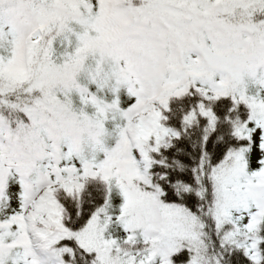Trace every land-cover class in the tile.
Instances as JSON below:
<instances>
[{"label":"snow or ice","instance_id":"snow-or-ice-1","mask_svg":"<svg viewBox=\"0 0 264 264\" xmlns=\"http://www.w3.org/2000/svg\"><path fill=\"white\" fill-rule=\"evenodd\" d=\"M0 264H264V0H0Z\"/></svg>","mask_w":264,"mask_h":264}]
</instances>
